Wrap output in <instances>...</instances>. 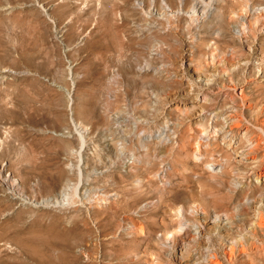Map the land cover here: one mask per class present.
I'll use <instances>...</instances> for the list:
<instances>
[{
  "label": "rangeland",
  "instance_id": "obj_1",
  "mask_svg": "<svg viewBox=\"0 0 264 264\" xmlns=\"http://www.w3.org/2000/svg\"><path fill=\"white\" fill-rule=\"evenodd\" d=\"M169 13L0 0V264H205L222 237L264 264V0Z\"/></svg>",
  "mask_w": 264,
  "mask_h": 264
},
{
  "label": "bare ground",
  "instance_id": "obj_2",
  "mask_svg": "<svg viewBox=\"0 0 264 264\" xmlns=\"http://www.w3.org/2000/svg\"><path fill=\"white\" fill-rule=\"evenodd\" d=\"M168 4H169V6H168ZM160 5L163 7V9H168L170 11V13L167 14L170 17H173V16L174 17L175 16L178 17L179 14H181L182 16L185 15V0H179V4L176 7L173 6L168 0H160ZM199 6L201 7L202 5H199ZM164 15H166V14H164ZM168 24H169V26H172V27L173 26L174 27L178 26V23L172 22L170 20H169ZM179 26L181 27V24ZM232 128H233L232 127V121L231 120L227 121L224 130L225 131H229ZM261 130H263V129H261ZM219 167H221V165ZM1 178H3V171L0 168V179ZM257 178L264 183V170H261V171H259L257 173ZM2 183L7 188V189H5L7 193L12 194L14 197H19L24 202L25 201L27 202L26 199H29V198L24 197L21 194L20 190L18 189V186H15L13 183H11L10 179H4L2 181ZM24 198H26V199H24ZM57 200H59V199H57ZM43 202L48 203L47 201H43ZM43 202H41V203H43ZM55 202L58 203V201H55ZM60 203L61 202H59V204ZM64 203H66V202L64 201ZM231 211L234 212L235 209L231 210ZM205 213H206V211L204 213L198 212V213H196V215H198V217H200V216L203 217V215ZM230 213L231 212L225 211L224 213L215 214L214 215V219L211 222L212 225L214 226L213 228L218 229L217 227H220L221 224L226 223L230 219V217H229ZM223 219H225V221H223ZM183 220H184L183 223L181 224V226L178 229L179 230H184L187 235H189L190 233H192L194 231L193 233H195L196 237L200 238L201 232L199 230H197V228H195L196 225H194L191 221H189L188 218L187 219L185 218ZM257 226H259V227L264 226V217L262 215H260L257 220H254V221H252L250 223V231H251V237L250 238L252 239V243L254 245H255V242H256V236L255 235L257 234ZM206 244H207V247H206L205 253L203 254V261H204L205 264H234L235 263L236 258H237V249H238L237 248V240H235L233 238L222 237L221 238V242L218 243L219 245H217V246L212 244L211 240H209V239L206 242ZM188 246H190L189 239H187V241L185 240V242L183 241L181 246L176 247V250H175L176 259L177 258L178 259H182L183 258L184 252L186 251V249H188L187 248ZM250 250H252V251H247V250L244 249L243 252L248 255L250 263L254 264L255 263V259L260 254V250H259V248L257 246H253V248H251Z\"/></svg>",
  "mask_w": 264,
  "mask_h": 264
},
{
  "label": "built area",
  "instance_id": "obj_3",
  "mask_svg": "<svg viewBox=\"0 0 264 264\" xmlns=\"http://www.w3.org/2000/svg\"><path fill=\"white\" fill-rule=\"evenodd\" d=\"M193 211H195L196 213L198 212L202 213L200 209H196V210L193 209Z\"/></svg>",
  "mask_w": 264,
  "mask_h": 264
}]
</instances>
